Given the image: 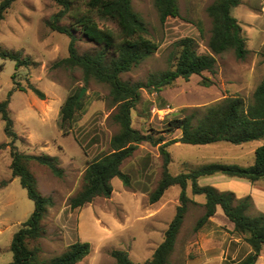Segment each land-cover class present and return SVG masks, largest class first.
Instances as JSON below:
<instances>
[{
	"label": "rangeland",
	"instance_id": "rangeland-1",
	"mask_svg": "<svg viewBox=\"0 0 264 264\" xmlns=\"http://www.w3.org/2000/svg\"><path fill=\"white\" fill-rule=\"evenodd\" d=\"M177 1L179 16L168 18L163 24L159 22L153 0L131 1L133 10L146 25L147 37L159 47L130 72L121 75L122 80L145 84L151 74L168 69L169 58L175 52L173 44L185 37L196 40L199 53H209L211 22L206 8L213 0ZM59 9L53 0H15L0 22V47L19 54L29 63L15 69L14 61L0 58V102L12 90L8 111L17 134L15 146L26 154L55 157L63 171L62 177H56L33 161L28 166L39 193L53 201L41 222L40 238L29 242V247H38L39 258L48 260L64 253L79 239L89 243L90 253L77 264H112V250L126 251L132 262L142 264L163 241L164 231L179 204L180 188L169 187L159 201L149 203L148 195L161 177L162 159L158 147L144 141L121 166L130 178V187L113 178V190L108 198L96 197L82 208L70 210L69 200L81 190L87 164L110 151L109 142L119 127L112 119L115 107L105 84L94 80L85 84L80 70L52 66L68 55L69 38L48 26ZM231 14L246 40L249 53L245 59L238 60L228 51L215 56L213 75L205 71L188 80L178 78L160 91L141 88L139 100L130 113L133 129L153 139L178 138L180 131H165L171 118L188 115L193 110L201 114L206 106L223 96L240 95L247 102L251 100L253 90L264 77V0H241ZM59 24L69 26L70 19L66 17ZM198 24L203 28V36ZM75 35L80 54L97 50L79 32ZM202 78L209 79L211 85L202 86ZM29 85L38 89L43 99L28 89ZM82 90L79 100L83 109L60 128L62 105L69 96ZM3 129L0 119V264H7L12 260L9 249L12 235L29 218L33 202L19 179L11 175L7 145L10 140ZM259 143L263 141L241 145L177 142L166 148L171 158L168 170L177 175L207 163H238L247 167L253 164L252 151ZM187 194L191 195L189 188ZM196 198L204 200L203 196ZM199 200L187 206L168 264H229L241 259L246 253V243L219 208L209 222L197 231L194 229L204 214ZM249 214H259L258 204L256 207L253 204ZM256 264H264V252Z\"/></svg>",
	"mask_w": 264,
	"mask_h": 264
},
{
	"label": "trees",
	"instance_id": "trees-1",
	"mask_svg": "<svg viewBox=\"0 0 264 264\" xmlns=\"http://www.w3.org/2000/svg\"><path fill=\"white\" fill-rule=\"evenodd\" d=\"M15 0L0 2V22L5 11ZM59 11L52 16L48 26L51 30L64 34L69 38L67 57L53 63L54 68L78 69L82 81L90 80L105 84L108 97L115 107L113 121L119 131L109 142L110 151L89 162L83 173L81 190L70 198V210L82 208L96 197L108 198L112 193L111 180L118 178L125 187H130L128 174L122 172L121 166L132 156L137 145L147 141L158 147L162 159L161 177L156 187L148 195L150 204L156 203L164 192L172 186L180 188L179 204L175 208L172 220L164 231L163 241L155 248L152 256L142 264H168L174 251L175 242L183 223L188 204H196L187 194L190 186L192 195H202L201 206L204 214L198 218L195 230H199L210 221L218 208L225 218L232 223L233 230L243 237L250 247V252L241 259L229 264H256L261 252H264V214L252 216L249 211L253 207L250 196L236 198L232 192H221L210 185L200 186L198 180L203 177L223 175L228 178L245 180L255 183L264 179V144L254 151L253 164L241 167L236 164L208 163L194 167L187 172L172 175L168 166L171 163L169 152L171 144L182 142L189 145H206L226 142L234 145L257 141L264 138V77L253 90L251 100L247 102L240 95L223 96L215 103L206 106L202 113L193 110L188 115L168 120L166 132L180 131V137L164 140L153 139L143 135L131 126V110L140 97V89L147 88L160 91L171 85L176 79L188 80L192 75L203 72L214 74L216 55L232 51L238 60H244L249 50L242 36V29L231 11L241 0H213L206 8L211 22L210 36L207 41L209 53L201 54L198 43L192 37H185L173 44L175 52L169 58L170 67L164 71L151 74L145 84L130 83L121 79V75L130 72L144 59L153 54L159 47L158 43L147 37V28L132 8V0H53ZM158 19L163 24L168 18L179 16L177 0H153ZM70 19L69 26H61L62 19ZM197 29L203 36V28ZM79 32L98 48L94 52L80 54L76 47ZM0 58L14 61V68L28 65V59H21L19 54L0 47ZM264 62V56H263ZM201 85L207 87L211 81L202 78ZM38 98L43 94L28 86ZM23 91V90H21ZM12 90L0 102V119L4 123V134L10 140V171L12 177L19 179L27 197L33 202V211L20 228L13 233L10 243L12 260L7 264H77L90 253V245L79 239L70 244L59 256L48 260L40 259L38 247H29V242L38 240L43 232L41 222L53 205L49 197L42 196L36 180L28 169L30 162L45 166L56 177H62L63 171L57 165L55 157L50 155L35 156L20 152L15 146L17 134L13 130V121L8 106ZM79 94L69 96L62 105L59 116L60 128L65 122H71L75 115L83 109ZM185 111V110H184ZM112 264H138L130 260L123 250H112Z\"/></svg>",
	"mask_w": 264,
	"mask_h": 264
},
{
	"label": "crops",
	"instance_id": "crops-1",
	"mask_svg": "<svg viewBox=\"0 0 264 264\" xmlns=\"http://www.w3.org/2000/svg\"><path fill=\"white\" fill-rule=\"evenodd\" d=\"M257 141H263V143L258 144V147L264 144V138L257 140ZM242 144H244V143H242ZM239 145H241V144H239ZM254 151L255 150L252 151L253 152V161H254ZM232 164L237 165L238 163H232ZM239 166H241V165H239ZM247 166H250V165H247ZM198 184L200 186H205V185L213 186L218 191H221V192H226V191L232 192V193H234L235 197L238 199L243 198L245 196H250L252 201H253L254 207H256L258 204V212L264 214V211H261V209L264 210V179L259 180L255 183L251 184V183H249L245 180H241V179L228 178V177L223 176V175H214V176L200 178L198 180ZM188 188L190 190V186H188ZM196 196H202V195H192V194L189 195V197L192 198L194 201L199 200L196 198ZM199 201L201 204L204 203V200H199ZM217 212H218V210H217ZM244 249H246L245 255H247L250 252V247L246 244V247Z\"/></svg>",
	"mask_w": 264,
	"mask_h": 264
},
{
	"label": "water",
	"instance_id": "water-1",
	"mask_svg": "<svg viewBox=\"0 0 264 264\" xmlns=\"http://www.w3.org/2000/svg\"><path fill=\"white\" fill-rule=\"evenodd\" d=\"M83 90L80 92L79 96L77 97V100L82 96Z\"/></svg>",
	"mask_w": 264,
	"mask_h": 264
}]
</instances>
